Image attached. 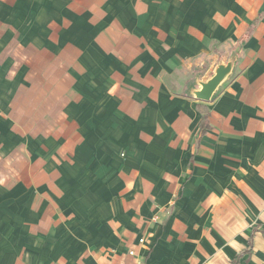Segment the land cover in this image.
<instances>
[{
	"label": "crops",
	"instance_id": "crops-1",
	"mask_svg": "<svg viewBox=\"0 0 264 264\" xmlns=\"http://www.w3.org/2000/svg\"><path fill=\"white\" fill-rule=\"evenodd\" d=\"M0 264H264V0H0Z\"/></svg>",
	"mask_w": 264,
	"mask_h": 264
},
{
	"label": "water",
	"instance_id": "water-1",
	"mask_svg": "<svg viewBox=\"0 0 264 264\" xmlns=\"http://www.w3.org/2000/svg\"><path fill=\"white\" fill-rule=\"evenodd\" d=\"M231 67L232 63H228L227 65H220L215 70L213 77L207 82L201 84V90L194 93L195 97L201 101H210L216 89L230 74Z\"/></svg>",
	"mask_w": 264,
	"mask_h": 264
},
{
	"label": "built area",
	"instance_id": "built-area-1",
	"mask_svg": "<svg viewBox=\"0 0 264 264\" xmlns=\"http://www.w3.org/2000/svg\"><path fill=\"white\" fill-rule=\"evenodd\" d=\"M146 243L145 239L140 240V245H144ZM130 255H135L134 252H131Z\"/></svg>",
	"mask_w": 264,
	"mask_h": 264
}]
</instances>
